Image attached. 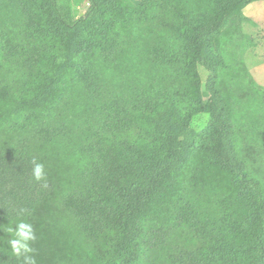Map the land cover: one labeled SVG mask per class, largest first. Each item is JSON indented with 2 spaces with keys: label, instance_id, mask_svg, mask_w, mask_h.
<instances>
[{
  "label": "trees",
  "instance_id": "1",
  "mask_svg": "<svg viewBox=\"0 0 264 264\" xmlns=\"http://www.w3.org/2000/svg\"><path fill=\"white\" fill-rule=\"evenodd\" d=\"M260 1L0 0V225H33L36 264L264 262V86L241 61ZM238 150L256 203L216 181L244 180ZM9 239L0 264H23Z\"/></svg>",
  "mask_w": 264,
  "mask_h": 264
},
{
  "label": "rangeland",
  "instance_id": "2",
  "mask_svg": "<svg viewBox=\"0 0 264 264\" xmlns=\"http://www.w3.org/2000/svg\"><path fill=\"white\" fill-rule=\"evenodd\" d=\"M73 4L75 5L74 12L77 16L84 13L89 7L87 0H73ZM243 13L246 20L241 23V28L245 34L252 38L253 47L246 51L241 61H243L254 81L258 85L264 86V81L260 80V75L258 73V71L264 69V0L246 7ZM67 37H71V35L68 34ZM63 63L64 61L61 59L59 63H57L59 66L54 69V77L46 81V86L43 88L46 89L47 93L51 92L52 89L56 87V83L62 76L66 65ZM198 73L202 87H204L208 71L202 67H198ZM12 106L18 108L19 104L17 103ZM25 106L30 108V104H26ZM16 110L17 109L12 112L14 113ZM194 119L201 121L202 124L198 127L191 126V128L197 133L203 132L206 129L209 116L207 114H198L191 120V125ZM246 157L244 151L239 152L238 150L239 165L242 167L245 176L243 181H240L239 177L236 175H219L216 178L219 187L226 195L225 198L227 200L232 199V202L246 204L251 202L256 203L259 200L253 189L254 185L245 186L246 183L253 182V175L249 169V164L246 162ZM241 223L243 224L244 222ZM261 264H264V262Z\"/></svg>",
  "mask_w": 264,
  "mask_h": 264
},
{
  "label": "clouds",
  "instance_id": "3",
  "mask_svg": "<svg viewBox=\"0 0 264 264\" xmlns=\"http://www.w3.org/2000/svg\"><path fill=\"white\" fill-rule=\"evenodd\" d=\"M202 124L201 121L194 119L193 127H198ZM32 176L36 182L45 180L46 173L42 163L33 161ZM0 232H7L11 239L7 241L12 255L17 259H23V264H36L34 257L31 255L34 252L32 244L36 241V234L33 225L24 220H20L12 226L0 225Z\"/></svg>",
  "mask_w": 264,
  "mask_h": 264
},
{
  "label": "crops",
  "instance_id": "4",
  "mask_svg": "<svg viewBox=\"0 0 264 264\" xmlns=\"http://www.w3.org/2000/svg\"><path fill=\"white\" fill-rule=\"evenodd\" d=\"M262 1V0H261ZM257 3V2H256ZM253 4V3H252ZM251 5V4H250ZM249 5V6H250ZM248 7V6H247ZM264 68V67H263ZM257 71H258V69H257ZM258 73H259V78H260V80L261 81H264V69H262L261 71H258Z\"/></svg>",
  "mask_w": 264,
  "mask_h": 264
}]
</instances>
